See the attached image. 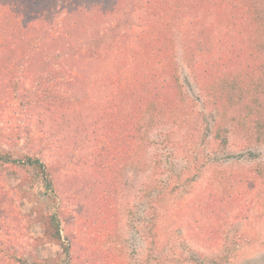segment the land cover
I'll return each instance as SVG.
<instances>
[{"label":"rangeland","instance_id":"1","mask_svg":"<svg viewBox=\"0 0 264 264\" xmlns=\"http://www.w3.org/2000/svg\"><path fill=\"white\" fill-rule=\"evenodd\" d=\"M39 1L47 18V0ZM221 1L231 12L240 3L241 11L219 24L214 23L219 13L213 4ZM196 3L188 19L201 22L183 27L182 35L174 31L170 43L192 111L177 125L151 123L145 117L137 156L129 155L116 170H105L103 157L99 160L114 134L105 127L98 135L91 131L98 120L106 119L107 100L117 96L118 85H125L132 71L112 59L81 61L70 83L62 80L58 92L48 93L46 84L29 82V74L19 78V56H0V150L9 159L38 157L55 190L46 192L42 175L33 168L0 162V245L18 252L23 259L19 264H264V183L258 184L256 197L247 196L248 206L225 199L220 209L209 205L193 215L187 210L214 169L254 175L264 166V127L259 133L235 127L247 108L253 122L264 123V0ZM57 9L53 4L48 16L58 20ZM125 12L101 36L115 43L129 41L141 71L159 70V64L152 63L162 64L158 44H147L145 55L141 44H130L145 43L161 26L146 12ZM185 32L206 94L185 62ZM236 75L242 80L237 88L232 81ZM211 98L218 101L219 114ZM216 121L224 139L220 144L212 140ZM108 188L113 204L102 217L99 207ZM50 216L59 224L60 240L50 235Z\"/></svg>","mask_w":264,"mask_h":264},{"label":"trees","instance_id":"2","mask_svg":"<svg viewBox=\"0 0 264 264\" xmlns=\"http://www.w3.org/2000/svg\"><path fill=\"white\" fill-rule=\"evenodd\" d=\"M60 1L62 0H56L51 5V7L53 4L58 6L56 14L60 17L56 20V16L52 18L48 16L51 13L50 0H47V18L44 16L46 9L42 1L0 0V56L2 60L3 58L11 60L12 56H19L16 65L23 74L19 78L30 75L28 81L36 85L46 84L48 93L58 92V86L63 84L62 80L70 83L69 80L74 79L72 76L81 61L106 63L112 59L114 62H122V68L126 67L132 71V78H125L124 80L128 82L125 85H118L117 96H110L107 100L110 109L106 119L98 120L99 126L91 131L98 135L102 133V127H105L107 132L114 134L112 140L107 143V149L98 158L100 160L103 157L101 167L105 170L110 168L116 170L115 167L121 165V161H126L129 155L130 158L137 156L136 150L144 141L143 120L145 117L151 123L166 122L177 125L192 111L191 101L182 93L177 72H175L176 68L172 59L173 48L170 43L174 31H179L182 35L183 27H195L201 22L200 19H188L197 3L196 0H94L90 4V0H84L89 2L90 6H88L82 0H69L68 3H59ZM224 1L229 3L239 0ZM223 5L222 1L219 4H213L219 13L214 18V23H225L241 11L240 3H235L234 12L223 8ZM200 9L206 8L203 9L200 6ZM126 10L134 13L146 12L148 17L156 20L153 23L156 22L161 26V29L157 30L154 36L148 37L145 43L141 40L130 44L133 46L141 44L140 47L143 49L140 53L143 55L148 53L147 44L149 47L153 43L158 44L156 49L161 51L162 64L157 61H152V63L153 65L154 63L159 64V70L141 71L139 66L133 62L137 55L132 54L133 47L129 46V41L122 40L115 43L101 36L100 32L108 31L114 18L120 19ZM119 12H122L121 15H118ZM54 21L57 22L54 23ZM145 24L148 26L147 21ZM182 42L184 59L190 73L202 92L206 94L207 84L204 83L192 59L190 54L192 40L186 32L183 33ZM55 58L58 59L55 60ZM142 72L144 76L139 77L138 75ZM237 75L232 80L236 83V88L242 83L240 78H236ZM142 78L146 80H141ZM10 83L12 85V81ZM208 103L207 100L206 104ZM211 105L217 114L221 112L218 101L213 99ZM247 110L243 118L235 120V127L238 130L246 128L248 131L259 133L264 123L253 122L250 119L251 111L248 108ZM220 131L221 125L216 121L212 131L214 142L219 143L224 140L219 135ZM104 134L103 139L108 135L105 132ZM0 162L18 163L33 168L42 175L45 191L54 194V185L50 175L45 170V164L38 157L25 154L19 159H9V156L0 150ZM98 168L100 170V166ZM254 175L249 171L227 174L222 170L214 169L208 176L204 189L193 198L187 210L193 215L199 212L204 213V209L206 211L209 205H212V209L216 207L220 209L225 199H232L236 205L243 201L244 206H248L247 196L256 197L254 193L258 184L262 186L264 183L260 181L261 176L264 178V166L256 169ZM104 183L102 180L99 184L104 186ZM112 195L113 192L109 188L105 189L102 194L103 205L99 207V210H102V217L112 208ZM48 224L53 241L60 240L59 224L55 221V217L50 216ZM21 262L23 259L18 252L11 253L6 248L4 249L1 243L0 264Z\"/></svg>","mask_w":264,"mask_h":264}]
</instances>
